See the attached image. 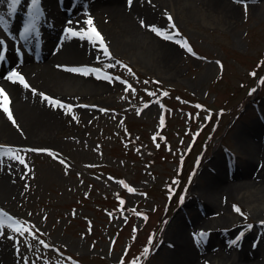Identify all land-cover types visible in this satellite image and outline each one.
Listing matches in <instances>:
<instances>
[{
	"label": "rangeland",
	"instance_id": "374dc122",
	"mask_svg": "<svg viewBox=\"0 0 264 264\" xmlns=\"http://www.w3.org/2000/svg\"><path fill=\"white\" fill-rule=\"evenodd\" d=\"M173 1L158 3L150 24L160 41L119 34L111 55L92 45L95 58L82 65L99 71L75 84L55 143L15 146L21 168L0 202V246L13 264H169L181 230L194 247L231 255L223 264H239L244 247L264 264V184L221 198L208 186L260 167L246 152L264 139V0H223L228 13ZM30 3L14 20L7 10L8 20L29 24ZM88 4L64 0L60 27L93 19ZM162 40L175 44L173 57Z\"/></svg>",
	"mask_w": 264,
	"mask_h": 264
},
{
	"label": "bare ground",
	"instance_id": "6f19581e",
	"mask_svg": "<svg viewBox=\"0 0 264 264\" xmlns=\"http://www.w3.org/2000/svg\"><path fill=\"white\" fill-rule=\"evenodd\" d=\"M25 1L21 0L15 10L19 11ZM41 1V5L46 11L35 17V23L31 30L40 34V38L44 41L43 48L36 57L15 49L14 42L18 39L29 40L31 32L29 29L25 31L26 24L21 23L23 25L21 26L19 22L8 20L7 2L4 0L1 3L4 4V8L0 9L4 19L0 21V51H4V58L0 59V86L8 93L9 108L15 123L7 112L0 108V202L9 198L14 189L13 182L18 177L21 168L20 162L7 154L9 148L16 150L15 146L19 144L42 146L55 143L53 134L58 131L57 126L61 124L60 110L76 101L75 94L72 93L75 84L93 78L89 72H76L72 69L84 68L83 63H89V60L95 58L93 46L95 42L99 43V41L90 40L83 34L73 35L66 29L73 27L84 32L94 26L102 34L105 45L115 43L116 37L123 33H129L132 36L140 34L141 37L145 36L146 41H148V37L160 41L149 32V25L156 23L155 19H158V16L155 12L158 10V3H163L164 0H132L131 4H129V0H76L77 5L89 3L88 5L91 6V13L94 14L91 24L87 20L84 22L83 19L73 16L70 22L62 27L60 25L65 24L63 23L65 13L57 9L55 1ZM203 1L212 9L219 7L226 12L231 9L223 0ZM174 4V1L171 0L170 7ZM69 12L72 14L71 10ZM162 41L166 46L168 45L167 49L170 51L165 50L163 54L173 57L175 52L172 48L175 47V44L168 40ZM12 69L19 71L37 91L25 87L19 81H13L8 76V72ZM94 82L101 83L98 80ZM63 90L66 93L62 92ZM41 93L58 98L63 101V104L55 105L46 100ZM254 125L258 126L257 121ZM261 136L264 138V134ZM263 140L260 137L258 142H250L246 152L250 159L257 156L256 166L260 165L257 169L258 172L255 171L252 174L249 169L243 170V178L238 181H229L227 176L217 175V178L208 185L214 196L217 197L219 193L221 198L223 191L238 192L241 188L250 194L251 188L255 189L264 184ZM194 217L196 220L199 218L198 216ZM174 237L176 240L174 251H171L167 256L169 264H201L213 255H218V262L222 264L229 263L228 260H231V255L223 252V249H219L218 253H215L216 251L210 252L208 248H203L200 245L194 247L190 237H185L183 230ZM256 252L250 255L244 247L236 254L237 257L235 255V262L256 264ZM0 264H13L10 250L2 246H0Z\"/></svg>",
	"mask_w": 264,
	"mask_h": 264
},
{
	"label": "snow or ice",
	"instance_id": "6c2138e0",
	"mask_svg": "<svg viewBox=\"0 0 264 264\" xmlns=\"http://www.w3.org/2000/svg\"><path fill=\"white\" fill-rule=\"evenodd\" d=\"M4 0H0V3H3ZM21 2V0H7V10L9 12H14L17 5H19ZM132 0H129V4H131ZM29 7V15L30 17L33 18V20L35 19L36 16L40 15L41 12H42V8H41V0H31V3L28 5ZM169 17H170V14H169ZM4 19L3 17V13L0 12V21H2ZM88 20V23L91 24L92 22V17H88L87 18ZM77 23H80V21H77ZM141 23H144V21H141ZM31 22L29 24H26L25 25V31H27L30 27H31ZM150 27H154L152 25H150ZM157 32L160 33V35H164L163 32L160 31V29L158 27H156L155 29ZM66 31L68 33H71L73 35H86L90 40H94V41H99L100 45L102 47H104V50L105 52L108 54V55H111V52L108 51L107 49V46L104 44V41H103V37H102V34L93 26L90 30L88 31H84V32H81V31H78L76 28H73V27H68L66 29ZM187 47V45H185ZM189 50H191L189 48ZM4 58V51H0V59H3ZM73 71H76V72H84V73H87V72H98L99 69H96V68H80V67H77V68H73L72 69ZM255 74V73H254ZM8 76L13 80V81H19L20 83H22L25 87H29V88H32V85H30L28 83V81L25 79V77L19 72L17 71L16 69H12L10 72H8ZM33 91H37V89L35 88H32ZM41 95H43L45 97L46 100L48 101H51L53 104L55 105H62L63 104V101H61L60 99L58 98H54L50 95H48L47 93H41ZM0 100H2V103H0V108H3L5 112H7L8 116L10 118L13 119V122L15 123V120L12 116V112L9 108V96H8V93L5 91V89L0 86ZM201 107H203V105H201ZM44 151H50V149H44ZM9 156L13 157L14 159L16 160H23V157L22 156H17L16 155V152L15 150L9 148L8 150V153H7ZM183 199V197H182ZM236 211L240 212L241 209L238 205H234ZM2 211V210H0ZM9 219H13L12 217H9ZM5 223H7V221H0V227H2ZM262 224H264V221H261ZM13 227H15V225H13ZM17 231H19V229H17ZM197 235L194 233V236ZM200 235H203V230L200 231ZM132 264H137L136 261H133Z\"/></svg>",
	"mask_w": 264,
	"mask_h": 264
}]
</instances>
